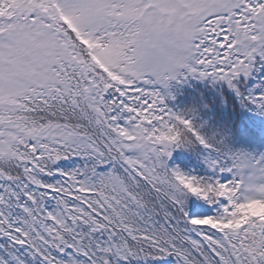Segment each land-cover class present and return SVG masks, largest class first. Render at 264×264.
Returning a JSON list of instances; mask_svg holds the SVG:
<instances>
[{
    "label": "snow or ice",
    "instance_id": "snow-or-ice-1",
    "mask_svg": "<svg viewBox=\"0 0 264 264\" xmlns=\"http://www.w3.org/2000/svg\"><path fill=\"white\" fill-rule=\"evenodd\" d=\"M168 258L264 264V0H0V264Z\"/></svg>",
    "mask_w": 264,
    "mask_h": 264
},
{
    "label": "trees",
    "instance_id": "trees-1",
    "mask_svg": "<svg viewBox=\"0 0 264 264\" xmlns=\"http://www.w3.org/2000/svg\"><path fill=\"white\" fill-rule=\"evenodd\" d=\"M195 83H196V85H198L199 87L204 88V89H207L209 87V85H207V84H203L200 82H195ZM248 115L251 116V113H249ZM259 123H260V120L257 119V124H259ZM132 264H144V262L134 260V261H132ZM149 264H174V258H168V259L159 260V261H151V262H149Z\"/></svg>",
    "mask_w": 264,
    "mask_h": 264
},
{
    "label": "rangeland",
    "instance_id": "rangeland-1",
    "mask_svg": "<svg viewBox=\"0 0 264 264\" xmlns=\"http://www.w3.org/2000/svg\"><path fill=\"white\" fill-rule=\"evenodd\" d=\"M257 119H259V118H257Z\"/></svg>",
    "mask_w": 264,
    "mask_h": 264
}]
</instances>
